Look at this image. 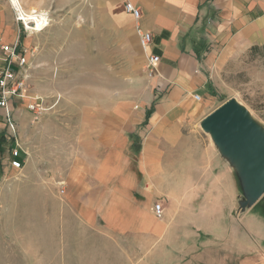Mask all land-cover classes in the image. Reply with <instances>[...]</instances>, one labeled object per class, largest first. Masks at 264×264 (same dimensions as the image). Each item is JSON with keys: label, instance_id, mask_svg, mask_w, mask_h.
<instances>
[{"label": "crops", "instance_id": "obj_1", "mask_svg": "<svg viewBox=\"0 0 264 264\" xmlns=\"http://www.w3.org/2000/svg\"><path fill=\"white\" fill-rule=\"evenodd\" d=\"M45 1L44 7L52 9V0ZM68 2L87 5L96 19L107 15L136 50L141 48L138 28L151 32L152 44L139 55L140 66L148 54L161 61L142 72L143 100L116 102L95 118L90 140L62 187L65 218L76 221L81 235H102L122 244L124 252L165 251L170 242H187L177 232L181 220L209 217L208 210L228 211L229 203L238 200L235 173L202 146L201 124L224 104L218 95L222 73L264 46V0ZM128 2L140 10V19L126 12ZM42 36L26 35L10 2L0 0V42L20 38L34 69L42 65ZM156 203L163 208L160 218Z\"/></svg>", "mask_w": 264, "mask_h": 264}, {"label": "rangeland", "instance_id": "obj_2", "mask_svg": "<svg viewBox=\"0 0 264 264\" xmlns=\"http://www.w3.org/2000/svg\"><path fill=\"white\" fill-rule=\"evenodd\" d=\"M36 1L43 5L20 0L27 14L46 15L50 25L38 33L43 35L42 65L34 69L29 62L23 72L26 99H15L14 132L6 131L0 108V133L6 140L0 174V264H264V216L255 211L259 202L251 204L236 162L203 129L202 146L230 166L239 184L238 200L229 203L228 211L208 210L209 217L181 220L177 232L187 242H170L165 251L124 252L122 244L107 237L76 231V221L65 218V178L77 167L97 125L94 120L116 102L146 97L142 49L136 50L107 15L94 18L87 5L52 0L53 8L46 9L45 0ZM221 87L219 104L235 99L264 132V46L232 62L221 75ZM35 103L38 109L30 110ZM13 142L22 148V170L10 166Z\"/></svg>", "mask_w": 264, "mask_h": 264}, {"label": "water", "instance_id": "obj_3", "mask_svg": "<svg viewBox=\"0 0 264 264\" xmlns=\"http://www.w3.org/2000/svg\"><path fill=\"white\" fill-rule=\"evenodd\" d=\"M225 157L236 162L251 204L264 197V132L235 100H229L201 124Z\"/></svg>", "mask_w": 264, "mask_h": 264}, {"label": "built area", "instance_id": "obj_4", "mask_svg": "<svg viewBox=\"0 0 264 264\" xmlns=\"http://www.w3.org/2000/svg\"><path fill=\"white\" fill-rule=\"evenodd\" d=\"M13 8L16 14V21L19 23L22 31L25 32L26 35L41 33L45 31L50 25L47 16L44 15L45 19L41 21L42 24H44V27L43 30L39 31L37 30V24L31 23L30 20H24L18 9L15 6H13ZM125 10L126 12L132 14L136 19L141 18L140 10L137 9L132 3H126ZM34 14L38 13L34 12ZM137 32L141 49L146 51L152 44L153 36L151 32L144 31L140 28H138ZM160 61L161 59L158 56L152 54L146 55V63L143 67V70L151 71L156 69ZM0 62V108L3 111L6 131L11 129L14 132L15 99H24L25 97L24 93L26 91V76L23 74V72L29 65V61L27 60V51L21 47L20 38L17 37L11 44L1 45ZM195 99L199 101L200 97L195 96ZM36 108L38 109V105L35 103L34 105L30 106L29 109L36 110ZM13 143L14 145L9 151L10 166L16 170H22L24 168L22 148L18 142ZM154 211L156 216L160 218L163 215L162 205L156 203Z\"/></svg>", "mask_w": 264, "mask_h": 264}, {"label": "bare ground", "instance_id": "obj_5", "mask_svg": "<svg viewBox=\"0 0 264 264\" xmlns=\"http://www.w3.org/2000/svg\"><path fill=\"white\" fill-rule=\"evenodd\" d=\"M11 2L13 4V6H15L18 9L19 13L23 16L24 20H26V21L30 20L31 23L37 24V30H39V31L43 30L44 24H42V22H41L42 20L45 19V16L43 14L39 15V14H34V12H33L29 15L25 12L20 0H11ZM33 11H36V10H33ZM35 13H37V12H35Z\"/></svg>", "mask_w": 264, "mask_h": 264}, {"label": "trees", "instance_id": "obj_6", "mask_svg": "<svg viewBox=\"0 0 264 264\" xmlns=\"http://www.w3.org/2000/svg\"><path fill=\"white\" fill-rule=\"evenodd\" d=\"M256 49V48H254ZM151 113H148L146 115V119L148 120L150 118ZM6 143V140L2 133H0V174L2 172V160H1V154L4 152V145ZM255 211L259 213L261 216H264V197L259 201V203L255 206Z\"/></svg>", "mask_w": 264, "mask_h": 264}]
</instances>
